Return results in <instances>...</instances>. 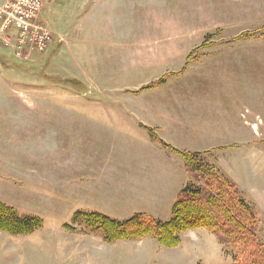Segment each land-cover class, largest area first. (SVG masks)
Returning a JSON list of instances; mask_svg holds the SVG:
<instances>
[{
    "label": "rangeland",
    "instance_id": "374dc122",
    "mask_svg": "<svg viewBox=\"0 0 264 264\" xmlns=\"http://www.w3.org/2000/svg\"><path fill=\"white\" fill-rule=\"evenodd\" d=\"M39 1V11L28 21L31 29L21 54L20 30L10 26L2 32L6 19L0 17V201L23 216L39 217L43 226L29 235L0 231V264H231L232 254L203 229L181 234L177 248L163 247L149 237L107 244L99 233L81 231L75 219L78 212L100 213L120 221L137 214L161 221L170 218L171 208L157 212L146 204L138 207L139 199L130 194V185H121L126 181L90 170L92 164L99 168L104 158L125 156L134 142L146 140L115 113L108 114L125 108L115 99L117 93L108 91L121 86L146 91L143 88L150 84L104 83L107 76H118L106 74L115 69L121 72L131 63L112 50L111 44L95 47L86 43L104 29L147 27V6L162 7L166 0H133L134 21L116 17L112 8L107 25L96 14L91 15L95 21L82 24L85 12L69 0ZM237 1L218 0L219 12L223 9L229 16L237 15L242 8ZM6 3L15 0H0V7ZM229 22H219L213 33L202 37L199 50L214 43L264 44V27L235 29ZM87 23L90 27L84 28ZM42 32H47V50L39 52L36 45ZM199 50L189 60H199L204 55ZM241 87L232 85L229 93H240ZM240 109L242 125L233 143L241 140L244 144L220 168L239 186L242 198L260 212L259 238L264 244V112L252 103ZM241 133L244 137L240 139ZM69 225L75 231L66 228Z\"/></svg>",
    "mask_w": 264,
    "mask_h": 264
},
{
    "label": "crops",
    "instance_id": "0c3cea01",
    "mask_svg": "<svg viewBox=\"0 0 264 264\" xmlns=\"http://www.w3.org/2000/svg\"><path fill=\"white\" fill-rule=\"evenodd\" d=\"M237 2L242 5L238 13L241 17L229 16L223 9V13L219 12L218 0H166L162 7L151 3L146 9L147 27L104 29L96 38L88 35V45L111 44L112 50L122 53L124 60L131 63L121 72L115 69L106 74L118 76H107L104 83L148 85L168 76L158 89L139 91L121 86L108 91L117 93L115 99L125 106L108 114L115 113L120 122L130 124L146 140L134 142L127 155L104 158L101 167L92 164L90 168L98 174L103 172L105 178L126 181L121 185H130V194L139 199L138 207L146 204L157 212L172 209L177 195L191 180L184 160L155 142L148 129L175 149L206 154L209 163L221 172L223 163L244 144L241 140L233 143L234 133H239L242 125L240 108L252 103L264 112V44L214 43L199 50L205 35L213 33L219 22L225 25L231 21L235 29L264 27V0ZM114 3L119 5L115 8ZM132 3L133 0H69L77 10L85 12L82 24L93 18L95 21L92 14L98 21L109 22L112 8L118 18L137 20L132 15L136 3ZM220 13L224 22L219 19ZM89 27V23L84 25ZM197 50L204 55L199 60H189ZM233 52L240 54L219 55ZM194 57H198L197 53ZM236 84L242 85L237 91L240 93H229ZM255 127L252 124L253 131ZM241 136L243 133L238 137Z\"/></svg>",
    "mask_w": 264,
    "mask_h": 264
},
{
    "label": "trees",
    "instance_id": "16d2710c",
    "mask_svg": "<svg viewBox=\"0 0 264 264\" xmlns=\"http://www.w3.org/2000/svg\"><path fill=\"white\" fill-rule=\"evenodd\" d=\"M167 77L143 90L161 87ZM148 131L155 142L184 160L191 178L177 195L169 220L137 214L120 221L100 213L78 212L75 219L81 224V231L99 233L107 244L149 237L163 247L177 248L181 234L203 229L232 254L231 264H264V244L259 238L260 212L242 198L239 186L211 165L206 154L180 151L162 141L153 129ZM42 226L39 217L23 216L0 201V231L29 235ZM66 228L75 231L70 225Z\"/></svg>",
    "mask_w": 264,
    "mask_h": 264
},
{
    "label": "built area",
    "instance_id": "2783aa9c",
    "mask_svg": "<svg viewBox=\"0 0 264 264\" xmlns=\"http://www.w3.org/2000/svg\"><path fill=\"white\" fill-rule=\"evenodd\" d=\"M40 6L41 3L39 0H15L14 4L6 3L0 7V17L6 19L3 26L1 27V31L5 33V31L10 26H14L15 29L20 30V37L22 39V42H18V49L20 54V50L26 45L25 37L29 34L31 29V25L28 21L36 16L37 12L40 9ZM45 35H47V32H42V36L40 37V44L38 42L36 45L39 52L47 50L48 40L45 39ZM6 36L7 35H5V37ZM4 39L7 40V38ZM6 44L9 45L8 40L6 41Z\"/></svg>",
    "mask_w": 264,
    "mask_h": 264
}]
</instances>
